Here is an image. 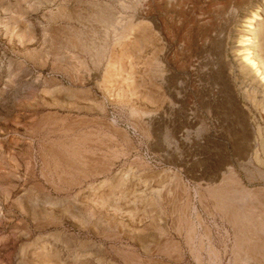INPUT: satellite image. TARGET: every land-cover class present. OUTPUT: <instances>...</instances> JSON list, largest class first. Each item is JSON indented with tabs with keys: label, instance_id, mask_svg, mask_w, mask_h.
<instances>
[{
	"label": "rangeland",
	"instance_id": "374dc122",
	"mask_svg": "<svg viewBox=\"0 0 264 264\" xmlns=\"http://www.w3.org/2000/svg\"><path fill=\"white\" fill-rule=\"evenodd\" d=\"M148 1L0 0V264H246L243 211L264 264V106L219 70L264 0Z\"/></svg>",
	"mask_w": 264,
	"mask_h": 264
},
{
	"label": "bare ground",
	"instance_id": "6f19581e",
	"mask_svg": "<svg viewBox=\"0 0 264 264\" xmlns=\"http://www.w3.org/2000/svg\"><path fill=\"white\" fill-rule=\"evenodd\" d=\"M232 2L233 0H228V4H231ZM144 5L147 6V10H151L150 3L148 0H144ZM182 6L186 7L185 0H183ZM180 9L184 10L182 7ZM238 9L239 7L231 9V13L233 14L234 18L238 16ZM260 15H261L260 9L257 7L255 11H253L250 15L247 16L245 22L243 23V26L238 28V30L235 32L236 39L230 45V54L228 56V61L222 62V65L219 70L224 72L230 70L231 72H234L237 75V79L238 78L241 79V87L244 88L245 94L248 95V98H251V100H253L254 102L256 101L257 103H260L264 106V60L262 59V57H260V54L258 52V49L260 48L258 42L261 41L260 38L261 34L258 29L259 24L262 22ZM158 70L160 69L158 68ZM148 72L150 71L148 70ZM175 76L176 75H173V77ZM224 86L229 90L231 95H233L234 97L235 92L233 89V85L228 78L225 79ZM176 87L178 92L180 93L182 91L187 92L186 90L188 88V81L182 79L180 82L177 83ZM183 101L181 103H183ZM234 101L236 106H239V103L236 101V99H234ZM179 102L177 103L180 105ZM145 114L149 120L154 122H165L166 120H168V118L165 119V117H163V115H161L159 112L152 113L151 111L147 110ZM251 116L252 115L249 114V117ZM252 118L254 119V117ZM195 120L196 118L193 116L189 118L190 122ZM259 131H261V128H259ZM262 146L264 148V138L262 139ZM258 152L259 151H257L256 155L259 154ZM217 198L219 200L228 199V197L224 194L222 195V193L221 194L219 193ZM221 205L226 208H229L231 206L229 203H223ZM239 213H240L239 221H238L239 227L237 230L238 247H239L238 249L240 251V254H244L242 256L243 262L246 264H250L251 261H250L249 251L252 252L253 250H257V246L251 245L247 241V227H248L247 225L249 218L248 214L245 211Z\"/></svg>",
	"mask_w": 264,
	"mask_h": 264
}]
</instances>
